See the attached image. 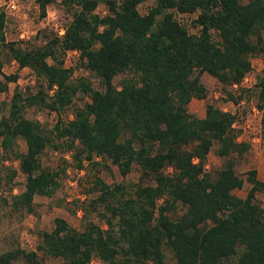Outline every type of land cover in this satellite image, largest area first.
Instances as JSON below:
<instances>
[{"label":"trees","instance_id":"1","mask_svg":"<svg viewBox=\"0 0 264 264\" xmlns=\"http://www.w3.org/2000/svg\"><path fill=\"white\" fill-rule=\"evenodd\" d=\"M53 1L34 0L39 17ZM145 1L60 0L69 15L62 33L37 30L34 37L43 33L42 42L24 46L5 41L0 11V46L18 69L28 68L41 81L34 93L15 87L7 115H0V149L25 177L11 208L32 213L35 195L50 196L59 187L64 168L51 170L39 160L49 147L65 146L78 170L83 160L96 165L95 158L115 165L121 176L133 164L140 169L134 183L93 178L98 193L81 210V230L55 217L50 230L38 232L34 250L12 246L0 252V264H36L41 257L60 260L51 264H91L92 258L102 264H264V208L255 202L264 181L249 170L245 196L232 193L244 179L227 157L247 147L236 140L234 114L209 102L202 117L188 111L192 98L206 97L201 73L222 85L238 84L251 68L250 56L264 51V0H153L140 14L137 6ZM99 2L102 15L95 12ZM175 13H195L190 22L196 32L189 33ZM67 51L77 53L79 66L100 88L89 76L72 77L63 64ZM123 72L131 77L114 85ZM17 76L0 67V93ZM256 85L261 107L263 78ZM77 93L89 101L69 120L58 116L51 128L24 116L27 107L59 114ZM3 106L0 100V114ZM213 142L226 160L210 177L204 163ZM177 204L181 214H174ZM87 207L102 224L87 217Z\"/></svg>","mask_w":264,"mask_h":264},{"label":"rangeland","instance_id":"2","mask_svg":"<svg viewBox=\"0 0 264 264\" xmlns=\"http://www.w3.org/2000/svg\"><path fill=\"white\" fill-rule=\"evenodd\" d=\"M60 0H54L46 6V14L39 17L38 8L34 0H0V11L4 12L5 24L3 28L5 41H14L21 45L40 44L43 40V33L34 37L37 30L49 31L61 34L62 26L69 19V15L62 9ZM153 5V0H146L139 4L137 9L140 14L146 13L147 9ZM105 6L99 2L95 12L102 15L105 13ZM175 18L183 24L189 33H195L191 20L195 13L174 14ZM45 34V33H44ZM264 42V29L261 31ZM251 68L238 84L222 85L214 77L203 72L200 80L206 89L204 99L192 98L188 104V111L202 117L205 103H213L223 111L234 114L233 123L236 140L246 144V150L241 154L232 153L228 158L233 163L234 171L242 179L243 186L240 189L232 190V193L244 197L249 184L245 181L246 173L255 170L256 178L264 181V102L261 107L257 98L259 79L264 81V51L260 54L250 56ZM63 64L71 67L72 77L89 76L88 79L94 88H100L98 81L90 76L78 64V56L74 51H67L63 56ZM0 67L4 73H17L15 83H9L5 92L0 93V100L4 103L0 115H7L8 103L13 89L29 93H34L40 85V80L36 79L33 72L28 68H17L16 63L9 59L6 50L0 46ZM129 72L117 74L112 82L119 86L122 79L130 78ZM230 92L237 98L236 103L227 100L225 92ZM89 101L86 95L77 93L71 103L59 114L45 108L27 107L24 110L26 118L37 120L46 128H51L57 117L62 120L72 118L75 109L83 106ZM18 150L24 151V142L17 140ZM217 142H213L210 151L206 155L204 170L214 177L216 171L226 160V157L216 154ZM41 165L51 170L64 168V173L60 176L59 187L50 196L35 195L33 197L34 212L27 213L23 210L11 208V196L22 191L25 177L17 169V161L9 154L5 155L0 149V252L18 245L24 250H34L38 242V232L48 231L53 225L55 217L65 219L72 227L81 230L83 220L81 218L82 208L86 201L94 198L98 193L92 186L93 178L97 177L106 184L114 182L134 183L140 179V169L136 164L132 165L129 173L121 176L115 165L109 161L95 158L96 165H90L83 160L82 169L75 167V162L70 155V151L65 146L57 149L46 148L39 156ZM15 174L8 182L10 172ZM165 174H170L169 167L163 169ZM255 202L264 208V191L255 193ZM88 208V207H87ZM89 211V212H88ZM184 208L177 204L174 214H181ZM87 217L97 224H102L95 214L87 210ZM163 253L167 261H173L170 252L163 247ZM38 255L40 253L38 252ZM60 263L59 259L51 257H41L36 264ZM12 264H22L16 260ZM91 264H102L96 258L91 259Z\"/></svg>","mask_w":264,"mask_h":264}]
</instances>
